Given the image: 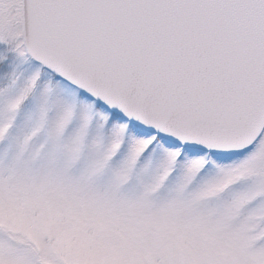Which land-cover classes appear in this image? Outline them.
<instances>
[{
	"label": "snow or ice",
	"instance_id": "1",
	"mask_svg": "<svg viewBox=\"0 0 264 264\" xmlns=\"http://www.w3.org/2000/svg\"><path fill=\"white\" fill-rule=\"evenodd\" d=\"M0 264H264V0H0Z\"/></svg>",
	"mask_w": 264,
	"mask_h": 264
}]
</instances>
